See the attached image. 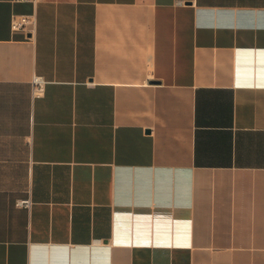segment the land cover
<instances>
[{
  "label": "crops",
  "instance_id": "0c3cea01",
  "mask_svg": "<svg viewBox=\"0 0 264 264\" xmlns=\"http://www.w3.org/2000/svg\"><path fill=\"white\" fill-rule=\"evenodd\" d=\"M0 264H264V0H0Z\"/></svg>",
  "mask_w": 264,
  "mask_h": 264
},
{
  "label": "built area",
  "instance_id": "2783aa9c",
  "mask_svg": "<svg viewBox=\"0 0 264 264\" xmlns=\"http://www.w3.org/2000/svg\"><path fill=\"white\" fill-rule=\"evenodd\" d=\"M34 23L31 15L29 14H18L12 20V29H28L30 25ZM47 79L43 75H35L33 79V92L34 94L41 95L46 87ZM16 203L21 206L30 207L33 200L30 196L19 198Z\"/></svg>",
  "mask_w": 264,
  "mask_h": 264
}]
</instances>
